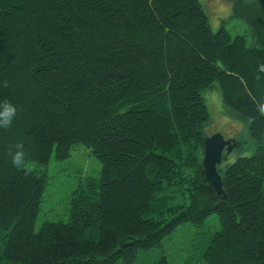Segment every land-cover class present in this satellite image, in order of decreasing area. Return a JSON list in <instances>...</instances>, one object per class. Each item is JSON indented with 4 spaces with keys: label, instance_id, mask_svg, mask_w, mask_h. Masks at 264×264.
<instances>
[{
    "label": "trees",
    "instance_id": "16d2710c",
    "mask_svg": "<svg viewBox=\"0 0 264 264\" xmlns=\"http://www.w3.org/2000/svg\"><path fill=\"white\" fill-rule=\"evenodd\" d=\"M226 1L245 29L215 30L203 0H0V101L17 109L0 128V264H136L214 214L203 264H264V0ZM215 84L254 146L223 173L225 202L202 175ZM76 145L101 173L36 230L41 168Z\"/></svg>",
    "mask_w": 264,
    "mask_h": 264
},
{
    "label": "rangeland",
    "instance_id": "374dc122",
    "mask_svg": "<svg viewBox=\"0 0 264 264\" xmlns=\"http://www.w3.org/2000/svg\"><path fill=\"white\" fill-rule=\"evenodd\" d=\"M202 3L215 30L222 23L226 27L228 26L232 33L245 29L241 23L229 20L231 7L226 0H203ZM204 97L211 113V121L204 129V139L222 134L225 139H237L242 142L251 141L248 131L249 124L225 108L218 85L215 84V88L206 93ZM70 153V158L57 161L53 157L46 168H41V170H45L47 185L36 230L45 221H67L72 194L75 189L83 185L86 179L96 178L101 173V162L91 155L84 145L72 147ZM253 154L254 148L242 152H233L228 160L221 165L222 175L237 158ZM30 167L38 169L33 164ZM218 222V215L214 214L203 228H195L187 223L182 224L163 241L162 248L140 251L136 264H158L164 255L171 264H203L202 252L204 254L207 240L219 227ZM3 237V233L0 231V245L3 244Z\"/></svg>",
    "mask_w": 264,
    "mask_h": 264
},
{
    "label": "water",
    "instance_id": "95a60500",
    "mask_svg": "<svg viewBox=\"0 0 264 264\" xmlns=\"http://www.w3.org/2000/svg\"><path fill=\"white\" fill-rule=\"evenodd\" d=\"M204 157L202 160V175L204 179L213 187L221 202L227 200L223 187L224 176L220 166L226 162L233 152L250 150V142H242L237 139H225L222 134H216L205 138L203 143Z\"/></svg>",
    "mask_w": 264,
    "mask_h": 264
},
{
    "label": "clouds",
    "instance_id": "9594fccd",
    "mask_svg": "<svg viewBox=\"0 0 264 264\" xmlns=\"http://www.w3.org/2000/svg\"><path fill=\"white\" fill-rule=\"evenodd\" d=\"M7 87V82H5ZM261 114H264V104L259 106ZM17 115V109L14 104L5 99L0 101V128L7 129L11 126L13 119ZM15 151L12 148L9 149V155L11 156V162L17 169H22L25 172L30 171L25 162V152L23 150V143L18 142L14 145Z\"/></svg>",
    "mask_w": 264,
    "mask_h": 264
}]
</instances>
